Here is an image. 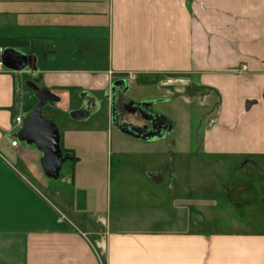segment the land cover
<instances>
[{
  "label": "crops",
  "instance_id": "1",
  "mask_svg": "<svg viewBox=\"0 0 264 264\" xmlns=\"http://www.w3.org/2000/svg\"><path fill=\"white\" fill-rule=\"evenodd\" d=\"M1 40L15 42L10 47L31 62L0 73V264H264V181L257 199L235 202L249 211L235 213L230 223L193 229L185 211L209 206L202 199L190 203L192 167L218 174L245 160L264 176V0H0ZM133 80L179 87L176 99L211 104L197 148L192 151L190 136L176 140L178 153L188 155L177 161L187 168L185 193L167 227L137 216L134 209L143 203L131 195L126 203L119 192L112 217L111 195L97 193L95 161L84 157L105 154L109 128L59 133L68 168L57 185L43 171L33 177L22 170L41 156L16 137L15 116L23 122L37 103L30 84L49 92L60 112L81 109L73 120L103 111L120 143L133 139L140 148H156L157 137L142 139L113 124L115 90L125 93ZM112 164H106L110 175L113 167L124 173L123 161ZM83 189L91 191L89 208L79 199Z\"/></svg>",
  "mask_w": 264,
  "mask_h": 264
},
{
  "label": "rangeland",
  "instance_id": "2",
  "mask_svg": "<svg viewBox=\"0 0 264 264\" xmlns=\"http://www.w3.org/2000/svg\"><path fill=\"white\" fill-rule=\"evenodd\" d=\"M179 91V87L168 88L166 85L161 84V82L144 86L140 80H133L126 85L125 94L127 98L135 103L149 104L145 107L147 110L163 115L174 123L171 131H168L166 127L163 128L160 136L156 138V142H158L157 146L152 151H150L151 149L136 146V141L133 139H125V144L120 143L119 133H116L113 126L107 124L106 117L102 113L103 111L97 113L90 120L80 122L70 118L69 114L60 112L52 107L50 103L42 108V116L50 119L57 126L59 133L65 129L72 128H99L104 130L109 128L111 130L108 134L109 148H107L105 154L97 155L94 158L89 156L84 158L87 161H95L96 170L94 171L98 175L94 180L98 184L99 182L101 183L100 190L97 193L101 192L100 195L102 196L105 194L111 195L112 217L120 209L114 201V197L119 192L127 197V202L124 200L126 203L131 202L130 195L135 197L138 203H143V206H138L134 209V212L143 219L154 217V220L151 222L152 224L155 223V220H158L160 225L166 226L168 221L178 218L177 214L181 212L178 204H181L180 202L183 201L179 196L185 193V189H182L180 186L184 185L186 181L184 176L186 175L187 168H184V164L178 166L177 161H185L188 155L179 154L175 143L177 139L183 140L184 137L190 136V146L192 151H194L200 142L202 128L200 125L205 114L204 109L211 108H209L211 104L207 102L208 105L206 103L202 104L199 100L185 103L183 99H176L175 96L180 94ZM31 95L33 100H36L35 95L32 93ZM106 101V98L101 99L102 108H105ZM50 112L55 113V116L49 114ZM21 144L25 146L23 143ZM124 147L130 150L127 154L121 151ZM40 158L41 156L34 157L29 166L22 167L23 169H21L25 172H30L33 177L40 176L42 174L39 165ZM197 159L196 156H192L193 161ZM110 160L113 162L112 166L123 161L124 173L119 174L120 170H116L113 167L110 175L106 165ZM135 160L139 161L138 164ZM148 162H152V164L148 165ZM67 163L63 164L61 175L66 174ZM242 163H244L243 166L239 168V164ZM239 164L235 167L220 168L218 174L213 172V168H207L206 171L203 167L191 168L193 170V177H191L193 186L190 191L188 190L190 203L193 204L195 201L202 199L205 203L209 204L208 207L202 208L192 206L190 211L189 208L185 209L186 218L189 217L191 220L190 223L187 220L186 222L189 223L191 228L206 231L219 223H230L232 218H235V213H240L241 217H244L242 214L249 211L247 204L240 209L235 208V202L257 199L263 191V183H260V181H264V176L253 169L245 160H242ZM215 169L217 170V168ZM174 170L176 175L174 174ZM262 170L263 167H261ZM109 175L111 176L110 186L108 184ZM58 179H50L49 182H56L55 184L57 185L59 184L57 183L59 182ZM34 183L39 184L37 180H34ZM238 186H247L249 190L234 192L233 190ZM226 189L229 190L228 196L232 199L233 204L227 203L228 200L226 201ZM141 193L144 195L143 198H141ZM89 196H91V191L87 189L79 191V199L84 208H89L90 206V201L88 200L91 197ZM175 203L176 206H174ZM216 204L219 206L216 207ZM222 204L229 205L228 207L231 209H228V213H226L225 206L223 207L225 211L220 208ZM126 206L128 207V205ZM126 206L123 207L125 208ZM123 217L130 219L131 216L124 214Z\"/></svg>",
  "mask_w": 264,
  "mask_h": 264
},
{
  "label": "water",
  "instance_id": "3",
  "mask_svg": "<svg viewBox=\"0 0 264 264\" xmlns=\"http://www.w3.org/2000/svg\"><path fill=\"white\" fill-rule=\"evenodd\" d=\"M1 58L5 68L11 71L22 70L26 66H29L31 62L29 56L20 53L12 47L5 48ZM29 88L35 95L37 103L24 118L16 137L19 142L35 145L36 149L41 153L39 164L43 173L51 179H56L60 175L62 165L66 158L62 156L60 134L57 126L41 114L43 106L47 103L51 104L53 101L50 99L49 92L39 89L32 84L29 85ZM80 111L81 109L77 112H71L70 116L78 119ZM162 119V123L165 125L164 127L168 131L171 130L173 125L172 121L165 116H162ZM113 124L118 130L142 139H151L152 137L160 136L157 132L156 134L145 133V128H140L132 124L123 123L119 125L114 121Z\"/></svg>",
  "mask_w": 264,
  "mask_h": 264
},
{
  "label": "flooded vegetation",
  "instance_id": "4",
  "mask_svg": "<svg viewBox=\"0 0 264 264\" xmlns=\"http://www.w3.org/2000/svg\"><path fill=\"white\" fill-rule=\"evenodd\" d=\"M112 110V121L117 124H132L140 128H145V133H161L164 128L163 119L160 114L150 112L144 105L133 102L127 98L122 90H115ZM142 130V129H140ZM64 158H67L63 154Z\"/></svg>",
  "mask_w": 264,
  "mask_h": 264
},
{
  "label": "built area",
  "instance_id": "5",
  "mask_svg": "<svg viewBox=\"0 0 264 264\" xmlns=\"http://www.w3.org/2000/svg\"><path fill=\"white\" fill-rule=\"evenodd\" d=\"M4 49L5 48L0 45V73L8 71V69L5 68V66L3 65L2 58H1ZM15 123L17 124V126L21 127V124H22V115L21 114H17L15 116ZM16 144H17L16 140H13L11 142V145H13V146H15Z\"/></svg>",
  "mask_w": 264,
  "mask_h": 264
},
{
  "label": "trees",
  "instance_id": "6",
  "mask_svg": "<svg viewBox=\"0 0 264 264\" xmlns=\"http://www.w3.org/2000/svg\"><path fill=\"white\" fill-rule=\"evenodd\" d=\"M15 42H13V41H7V40H1L0 41V45L1 46H3L4 48H7V47H10V46H12L13 44H14ZM64 152V151H63ZM65 155L66 156H68V154H66V152H65ZM74 159V158H73Z\"/></svg>",
  "mask_w": 264,
  "mask_h": 264
}]
</instances>
